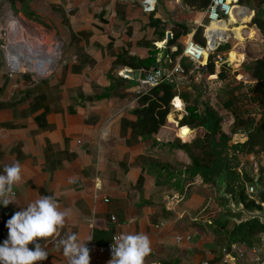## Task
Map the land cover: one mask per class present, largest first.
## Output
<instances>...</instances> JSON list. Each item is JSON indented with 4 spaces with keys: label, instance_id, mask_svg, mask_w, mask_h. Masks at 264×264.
<instances>
[{
    "label": "crops",
    "instance_id": "1",
    "mask_svg": "<svg viewBox=\"0 0 264 264\" xmlns=\"http://www.w3.org/2000/svg\"><path fill=\"white\" fill-rule=\"evenodd\" d=\"M207 10H192L181 0H157L153 12H145L140 0H0V30L17 23L25 32L22 24L28 22L46 28L51 36L63 35L66 50H75L65 54L64 70L36 81L23 71L8 70L10 62L0 48V174L13 161L23 167L22 182L14 186L15 195H8L11 203H0V244L8 239L7 221L16 212L39 196L54 195L70 212L59 231L63 239L77 233L86 245L102 246L115 234L143 232L152 248L145 264L222 262L224 249L238 242L222 245L208 236L205 225L201 234L189 222L208 211L211 197L209 188L199 187L200 175L187 174L189 157L172 145L174 124L193 132L179 125L185 113L169 115L154 136L157 143L135 138L127 123L137 121L133 111L141 104L143 92L138 90L145 72L125 66L113 70L118 56L146 60L153 48L160 51L159 65L181 63L190 40L204 46L196 38L202 40L199 30L210 26ZM252 14L250 8L237 5L244 37L257 35L248 27ZM176 23L187 25L188 33L180 38L183 52L173 62L167 52ZM175 51L172 47L170 53ZM240 56L243 62L238 61L244 63L247 51ZM18 59L14 58L21 65ZM138 72L139 78H133ZM111 76L129 79L126 96L102 97ZM212 77L218 79L217 74ZM158 164H173L176 174L156 168ZM253 180L255 184L259 178ZM262 234L259 243L228 264H259L253 248H260ZM43 244L49 252L45 264H68L62 246L57 249L50 240ZM111 259L112 255L90 252V264H109Z\"/></svg>",
    "mask_w": 264,
    "mask_h": 264
},
{
    "label": "trees",
    "instance_id": "2",
    "mask_svg": "<svg viewBox=\"0 0 264 264\" xmlns=\"http://www.w3.org/2000/svg\"><path fill=\"white\" fill-rule=\"evenodd\" d=\"M181 2L184 6L192 10L202 11L209 7L211 0H181ZM239 4L245 5L253 11L248 27H254L257 34L260 35L259 39H255V41L259 43L258 45L260 47L261 55L257 57L252 64L246 65L245 61L241 70H239L234 76L243 75L246 73V70L251 73V77L254 79L252 80L254 86L250 89L252 94L251 100L260 106L263 111L262 116L258 119L257 115H240L238 111L235 110L239 98L236 94H231L230 91H235L236 89L240 91V87L243 89V87L246 86L243 85L246 81H238L235 77H232L233 81L220 91L224 94L228 93L229 95L228 100L225 103V109L231 112V118L233 119V130L230 133L225 131L226 127L224 125L226 119L223 116V113L212 108L209 104L205 105L204 108L201 109L198 101L195 99H193V103L190 104V96L188 92H182L180 97L185 105V116L179 124L181 126L191 127L193 132H191L188 127L181 128L179 130V135L183 138V140L188 139V142L183 143L178 139L175 140L172 145L176 150L182 151L189 157L191 167L189 168V172L187 174L190 177L191 174H193V176L200 175L206 183H209L217 178V175L224 168H226V170L230 168V166L225 164L223 161H219V154L221 151L233 150V159L235 160L238 158L236 152L244 156L253 154L256 156V159H261L257 164L255 176L259 178L261 186L264 187V163H262V159H264V0H239ZM246 21H249V17ZM230 24L234 25L233 20L230 21L229 25L228 23H213L210 27V31L215 32L217 37L223 38L225 32H228ZM231 29L236 33L238 38L241 40L244 39L239 36V28L232 26ZM243 29L244 28L242 27V35ZM187 33L188 27L184 23H176L172 28L173 36L168 42L167 54L170 55L173 62L183 52V48L182 45L179 44V40ZM200 34H202V29L199 30L197 37L200 36ZM196 40L201 42L203 41L199 38H196ZM230 43H232L231 40L226 44V46H220L218 50L222 51L224 48L230 46ZM172 47H177V51L170 53ZM159 52L160 51L157 48H153L150 52V56L146 60L120 55L114 63L113 70L118 67L125 66L133 70H143L144 72H147L159 65L157 61ZM240 58L242 59L241 56ZM184 63L187 64V69L191 70V63L186 60H184ZM216 74L218 75V82L223 84L231 77V68L230 66L225 65L217 71L212 57L210 58L207 70L203 72L202 75H198V78L204 77L207 79ZM110 78L111 86L105 92L106 94L102 95V97L109 98L113 96H126L125 86L129 83V79L115 76H111ZM233 85H236L235 87L239 86V89L232 88ZM176 96L177 92L175 91V88L168 83H163L160 86L150 88L140 94L139 97L141 104L133 111V114L137 117V121L134 123H127L130 127H132L133 136L135 138L141 137L142 139H153V141L157 143L154 136L162 127L166 125L169 115L173 112L171 103ZM193 97L195 96L193 95ZM246 97L248 96L246 95ZM259 115H261V112ZM169 120L170 122H174V117L170 116ZM239 133L245 135L247 140L244 143H236L234 146H231L229 143L232 139L234 140L235 136H238ZM156 168H162L167 174H176L175 166L173 164H158ZM177 174L184 173L182 172ZM229 174L233 176L232 183L235 184L236 180L239 178L234 177L236 176L234 172H229ZM247 180L251 183L254 182L253 178L247 177ZM230 185L231 184H229V186ZM230 187L231 188L229 190L232 191V186ZM233 194L236 199L241 198L247 208L255 206L261 207L256 201L249 200L244 184L237 194L234 192ZM262 233H264V226L258 221H252L245 225L234 226V230L228 235L227 240L230 244L231 242H238L252 246L259 243L258 236Z\"/></svg>",
    "mask_w": 264,
    "mask_h": 264
},
{
    "label": "rangeland",
    "instance_id": "3",
    "mask_svg": "<svg viewBox=\"0 0 264 264\" xmlns=\"http://www.w3.org/2000/svg\"><path fill=\"white\" fill-rule=\"evenodd\" d=\"M239 7H247L245 5L242 4H238ZM249 8V7H247ZM248 17V15H247ZM235 19V20H234ZM247 20V18H245ZM233 21L235 23V25H231L230 24V28L231 26L233 27H237L239 28V36L241 38H244L243 40H241L240 38H238L236 36V38L238 40H234V34L232 33L230 35V40L232 43H230L231 45L224 48L221 53H223L227 59H229L231 61V77L225 81L223 84L219 83L218 80L216 78H198V74H189V82H188V88L185 89V92H188L189 96H190V104L193 103V99L198 101L199 107L201 109L204 108L205 105L209 104L212 108L216 109L217 111L223 113V116L226 119L225 122V131L227 133H230L233 130V119L231 118V112L225 109V103L228 100V93L224 94L222 92H220L221 90H223L228 84H230L233 81L232 77H235L234 75L241 70V67L243 65V63H241V61L238 60H242L243 59L240 58V54L243 55L244 52L247 51V58H246V65L247 64H252L255 59L257 57H259L261 55L260 53V47H259V43H257L255 41L254 38H258L260 35H256L249 33L247 35H249V37L242 35L241 28L239 27L237 24V21H242L243 19H237L235 16L233 18ZM38 22V21H36ZM247 22V21H246ZM39 23V22H38ZM27 25V26H26ZM26 25H23V27H25L26 31L23 32L22 34H20L21 36L18 38H13L10 37L11 39V43L12 45H15V49L18 51V53L20 54L19 56V60H25L28 57V61L31 62L33 61H39V66L40 67V73L41 74H37L36 72H33V69L31 68V65L27 63H25V61H21V63H23L22 68L19 70L17 69V71H23L24 73H21L23 75H28L30 77L33 78V80H45L50 77H53L58 70L62 69L64 70L66 67V58H64L65 54L67 55L69 52L75 51L74 47H72V51H70V49L66 50L65 45L63 44L64 42V36L63 35H57V36H51L49 33H46L47 29L46 28H42L41 26L38 25V27L36 25H31L30 23L26 22ZM18 24L15 23L14 27L17 28ZM32 26V27H31ZM23 31V30H22ZM245 33H248L245 32ZM15 37L18 36L17 33H14ZM242 35V36H241ZM68 40V39H66ZM202 40L204 41V46L206 47L208 44V38L206 35V30L202 31ZM228 40V39H226ZM9 42V43H10ZM223 42V43H222ZM222 44H225L224 46H226V42L222 41ZM264 43V42H263ZM12 45L10 46L9 44V49L12 47ZM238 45L235 49L234 46ZM68 48V47H67ZM9 51V50H8ZM234 53L235 56L232 54ZM240 53V54H239ZM23 55V56H22ZM26 56V57H25ZM38 56L40 58H38ZM232 56H234L232 58ZM68 57V56H67ZM243 58V56H241ZM69 58V57H68ZM232 58V59H231ZM33 63V62H32ZM11 65V64H10ZM37 68V67H36ZM192 69V68H191ZM8 70H11V67L8 66ZM43 78H40V77ZM242 78L236 76L235 79L236 80H241V81H246V83H244L243 85L245 87H240L241 90L238 91L237 89L235 91H230L231 94H236V96L239 98L237 101V107H235V110L238 111V113L240 115H245L247 116L248 114L250 116H258V119L262 116V109L260 108L259 105H257L255 102H253L251 100V87L254 86V83H252L254 80L251 77V73L249 71L246 70V73H244L243 75H241ZM235 81V80H234ZM238 82V81H237ZM222 85V86H221ZM236 85H233L232 88H238L235 87ZM229 91V90H228ZM242 94V95H240ZM246 94L248 97H246ZM193 95L195 97H193ZM173 102V101H172ZM171 106L173 107V103H171ZM233 111V110H232ZM261 112V115H259V113ZM177 114V112H175ZM180 114V113H179ZM181 115V114H180ZM185 116V115H184ZM179 119V117H178ZM178 122V120H176ZM180 125V124H179ZM178 125V126H179ZM181 126V125H180ZM176 128V131H175ZM173 130L176 132V134L174 135V139L175 140H180L183 143L188 142L187 141H183L179 138V130L180 128L177 127L174 124V128ZM177 135V137H176ZM247 140L246 136L243 134H238V136H235L234 140L232 139V141L229 143L231 144V146H234L236 143H244ZM234 141V142H233ZM238 155V158L235 160L234 158V151H228V150H224L221 151V153L219 154V161H223L225 164L229 165L230 168H228L227 172H231V173H235L236 176L239 179L236 180V183L233 184L232 180H233V176L229 175L230 179L229 184H231L230 186H232V191L237 194L241 187L244 186L246 187V189H249L251 187V182H248L247 177L249 178H253L256 177L255 176V170L257 169V164L259 162V160H261L260 158L256 159V156L253 154L250 155H242L239 154L238 152H236ZM182 155H180L181 157ZM180 161V160H179ZM178 161V162H179ZM227 161V162H226ZM188 162V161H187ZM262 163H264V159H262ZM177 166V164H176ZM196 181L199 183V187L202 189L203 187L205 188H209L210 189V197H211V205L208 209V211H206V213H204L203 216L198 217V219L196 220H189L190 224H196L197 227H195V229L199 232H201V234H204L206 231L202 230L203 226L205 225V228H207V232H208V236H211L216 242L222 244V245H227L228 244V235L234 230V223L233 222H226V223H219V217L222 214H229L228 212L223 213L222 210V200H220L218 198V193H217V187L215 186V183L212 184L211 186H207L205 182H203V180L198 177L196 179ZM231 188V187H230ZM231 191V190H230ZM238 199V198H237ZM205 221V223H204ZM210 221V222H207ZM226 226V227H225ZM225 227V229H224ZM183 229H187V228H183ZM225 230V232H223ZM244 247V248H243ZM243 251H245V248H249L250 247L247 244H243ZM260 249L262 251V253H264V245L261 244Z\"/></svg>",
    "mask_w": 264,
    "mask_h": 264
},
{
    "label": "clouds",
    "instance_id": "4",
    "mask_svg": "<svg viewBox=\"0 0 264 264\" xmlns=\"http://www.w3.org/2000/svg\"><path fill=\"white\" fill-rule=\"evenodd\" d=\"M23 180V167L18 161L6 164L0 174V203L7 206L11 201L8 195L14 186ZM70 212L62 209L55 196L42 195L32 200L7 221L8 239L0 244V264H36L47 260V244L35 243L38 239L55 242V248L62 246L63 256L68 264H90V249L77 233L56 241ZM112 259L109 264H145V258L152 251L150 237L143 232H121L113 237Z\"/></svg>",
    "mask_w": 264,
    "mask_h": 264
},
{
    "label": "built area",
    "instance_id": "5",
    "mask_svg": "<svg viewBox=\"0 0 264 264\" xmlns=\"http://www.w3.org/2000/svg\"><path fill=\"white\" fill-rule=\"evenodd\" d=\"M140 1H141V4L145 12H153L155 10L157 0H140ZM237 3H238V0H211V3L207 10L208 18L210 21V26L209 28L206 29L208 45L205 47L195 42L194 40H190L184 48V52L181 58L182 59L181 63L174 64L172 67L166 66L161 63L157 67H154L150 69L149 71L145 72L144 76L141 78L140 88L138 92L142 93L144 91L149 90L150 88L160 86L163 83H168L172 85L175 88V91L177 92V96L174 98L172 102L173 109H174L173 111L177 113H185L184 111L185 105L180 97V94L184 92L186 88H188L189 74L202 75V73L207 70L208 64L210 62V58L212 57H213L214 64L216 66V70L217 69L220 70L225 65H228V66L231 65V61L227 59V57L223 53H221L218 49L220 46L225 45V44H222L223 43L222 41H225V42L227 41L226 43L230 41L229 37L232 33L234 34V40H238L235 37L236 36L235 32L231 28H228V32H225L224 37L220 38V37H217L216 33L214 32L210 31V33L208 34V31L213 23H217V24L228 23L229 25L230 20L234 16L236 17V7L238 5ZM242 24L243 23L241 21V22H238L236 25L241 26ZM12 31L13 30L9 28H1L0 30V41H2L0 43V48L7 54V58L9 62H10V54L8 50H9V47L12 45V43L10 42L11 41L10 37H12ZM237 46L238 45H235L234 49ZM204 59L205 61L203 62ZM184 60L191 63L192 65L191 70L187 69V64L184 63ZM123 76L128 77L126 74H124ZM211 77L212 76H210L209 78ZM176 100H180L182 102V107H178L176 105L175 103ZM179 138L183 140V138L180 137V135H179ZM257 194H258V189L253 183L251 187L247 189V195L249 197V200L256 201L257 204H260ZM12 195H15V193H12ZM116 235L118 234H115L114 236ZM54 239L56 241L63 239L60 235V232L57 236L54 237ZM112 239L107 244L102 245V246H94L92 244H89L87 246L89 247L90 252H93V250H96L98 253L103 254V255H107V254L112 255V244H113ZM49 240L51 241V238ZM45 241H48V240H45ZM43 242L44 240L38 239L33 244H30L29 248H34L35 243H40L41 245H44ZM51 242L55 245L54 241H51ZM260 244L264 245V233L261 236ZM243 252L244 251L242 249L241 244L239 243L231 244L228 249L226 248L224 249L225 256L222 259V262L220 264H228L229 260L231 258H234L237 255L241 256L242 258ZM253 252L257 254L256 262H259V264H264V253H262L261 249L254 247ZM45 262L46 260L38 261L36 262V264H45ZM204 264H210V263L205 262Z\"/></svg>",
    "mask_w": 264,
    "mask_h": 264
},
{
    "label": "water",
    "instance_id": "6",
    "mask_svg": "<svg viewBox=\"0 0 264 264\" xmlns=\"http://www.w3.org/2000/svg\"><path fill=\"white\" fill-rule=\"evenodd\" d=\"M170 38V36L168 37ZM38 58H40L38 56ZM127 76L131 74H126ZM140 73L132 74V77L139 78ZM227 166V165H226ZM225 166V167H226ZM229 173L224 168L218 175L217 178L211 181L215 183L217 187L218 198L222 200L223 213L228 212L229 214H222L220 223L233 222L237 226L245 225L252 221H258L264 226V187L261 186L259 181L255 182L256 188L258 189V198L261 207L255 206L247 208L241 198L236 199L233 192L229 190Z\"/></svg>",
    "mask_w": 264,
    "mask_h": 264
},
{
    "label": "bare ground",
    "instance_id": "7",
    "mask_svg": "<svg viewBox=\"0 0 264 264\" xmlns=\"http://www.w3.org/2000/svg\"><path fill=\"white\" fill-rule=\"evenodd\" d=\"M234 18V17H233ZM233 18L231 19V20H233ZM230 20V21H231ZM235 20V19H234ZM234 22V21H233ZM238 23V22H237ZM235 24V23H234ZM12 36H13V38H18V37H20L21 35L20 34H22V29H21V26L18 24V26H17V28H15L14 26H12ZM14 33H17L18 34V36L17 37H15V35H14ZM210 33V29H209V31H208V34ZM215 33V32H214ZM9 54H10V62H11V67L12 68H14V70L15 69H21L22 68V66H23V63H21V61L23 60V58H22V60H20V63H21V65L20 64H17L16 62H17V58H19V56H20V54L18 53V51L15 49V45H12V47L9 49ZM23 56V55H22ZM26 57V56H25ZM14 58H15V60H16V62H15V60H14ZM19 60V59H18ZM23 61H25V63H27L28 62V64H30L31 65V68L33 69V72H36L37 74H41L40 73V67H38L39 66V61H34L33 63L32 62H29L28 61V57H27V59H25V60H23ZM205 61V59L203 60V62ZM37 67V68H36ZM17 71V70H16ZM178 101V102H177ZM176 105L177 106H182V102L180 101V100H176Z\"/></svg>",
    "mask_w": 264,
    "mask_h": 264
},
{
    "label": "flooded vegetation",
    "instance_id": "8",
    "mask_svg": "<svg viewBox=\"0 0 264 264\" xmlns=\"http://www.w3.org/2000/svg\"><path fill=\"white\" fill-rule=\"evenodd\" d=\"M229 189H230V186H229ZM232 192V191H231Z\"/></svg>",
    "mask_w": 264,
    "mask_h": 264
},
{
    "label": "snow or ice",
    "instance_id": "9",
    "mask_svg": "<svg viewBox=\"0 0 264 264\" xmlns=\"http://www.w3.org/2000/svg\"><path fill=\"white\" fill-rule=\"evenodd\" d=\"M186 131V130H185Z\"/></svg>",
    "mask_w": 264,
    "mask_h": 264
}]
</instances>
